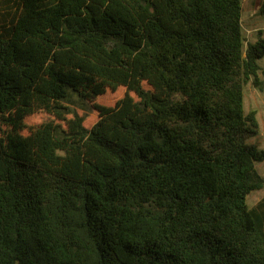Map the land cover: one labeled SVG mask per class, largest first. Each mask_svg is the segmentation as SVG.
I'll use <instances>...</instances> for the list:
<instances>
[{
    "label": "trees",
    "instance_id": "obj_1",
    "mask_svg": "<svg viewBox=\"0 0 264 264\" xmlns=\"http://www.w3.org/2000/svg\"><path fill=\"white\" fill-rule=\"evenodd\" d=\"M242 17L243 0H0V264H264L244 106L264 33Z\"/></svg>",
    "mask_w": 264,
    "mask_h": 264
},
{
    "label": "rangeland",
    "instance_id": "obj_2",
    "mask_svg": "<svg viewBox=\"0 0 264 264\" xmlns=\"http://www.w3.org/2000/svg\"><path fill=\"white\" fill-rule=\"evenodd\" d=\"M243 30L247 41L254 42L257 40L259 31L264 33V15L259 13V0H243ZM260 65L264 68V57L259 60ZM261 78L264 75L261 73ZM244 106L246 112L256 110L260 122L259 134L251 141L256 142L264 149V90L256 88L253 83L244 85ZM46 118L45 114H37L30 118V122L37 124ZM257 168L264 176V161L257 163ZM264 199V188L254 190L247 198L250 207L256 206Z\"/></svg>",
    "mask_w": 264,
    "mask_h": 264
}]
</instances>
